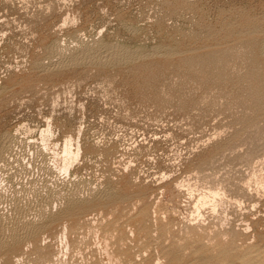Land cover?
Returning a JSON list of instances; mask_svg holds the SVG:
<instances>
[{
  "label": "rangeland",
  "instance_id": "obj_1",
  "mask_svg": "<svg viewBox=\"0 0 264 264\" xmlns=\"http://www.w3.org/2000/svg\"><path fill=\"white\" fill-rule=\"evenodd\" d=\"M0 236V264H264V0H0Z\"/></svg>",
  "mask_w": 264,
  "mask_h": 264
},
{
  "label": "bare ground",
  "instance_id": "obj_2",
  "mask_svg": "<svg viewBox=\"0 0 264 264\" xmlns=\"http://www.w3.org/2000/svg\"><path fill=\"white\" fill-rule=\"evenodd\" d=\"M22 142V141H21ZM72 152V151H71ZM31 197V196H30ZM203 199V198H202ZM74 201V200H73ZM28 228V227H27ZM2 230V229H1ZM33 231V230H32ZM3 232V231H2ZM29 233V232H28ZM31 233V232H30ZM19 234H20V232H19ZM26 236V235H25ZM1 237V236H0ZM18 237V236H17Z\"/></svg>",
  "mask_w": 264,
  "mask_h": 264
}]
</instances>
